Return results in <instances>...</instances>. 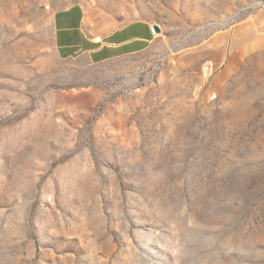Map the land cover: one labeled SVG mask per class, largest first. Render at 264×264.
Masks as SVG:
<instances>
[{
    "label": "rangeland",
    "instance_id": "374dc122",
    "mask_svg": "<svg viewBox=\"0 0 264 264\" xmlns=\"http://www.w3.org/2000/svg\"><path fill=\"white\" fill-rule=\"evenodd\" d=\"M72 5L156 41L61 60ZM0 264H264V0H0Z\"/></svg>",
    "mask_w": 264,
    "mask_h": 264
},
{
    "label": "crops",
    "instance_id": "0c3cea01",
    "mask_svg": "<svg viewBox=\"0 0 264 264\" xmlns=\"http://www.w3.org/2000/svg\"><path fill=\"white\" fill-rule=\"evenodd\" d=\"M54 49L61 60H84L101 64L145 53L156 41L152 25L134 21L105 33L87 27L84 10L72 5L53 18Z\"/></svg>",
    "mask_w": 264,
    "mask_h": 264
},
{
    "label": "built area",
    "instance_id": "2783aa9c",
    "mask_svg": "<svg viewBox=\"0 0 264 264\" xmlns=\"http://www.w3.org/2000/svg\"><path fill=\"white\" fill-rule=\"evenodd\" d=\"M157 28H158L157 26H156V27H153V26H152V31H153L154 34H156V32H159V31L157 30ZM158 29H159V28H158ZM156 35H157V34H156Z\"/></svg>",
    "mask_w": 264,
    "mask_h": 264
},
{
    "label": "water",
    "instance_id": "95a60500",
    "mask_svg": "<svg viewBox=\"0 0 264 264\" xmlns=\"http://www.w3.org/2000/svg\"><path fill=\"white\" fill-rule=\"evenodd\" d=\"M157 30L159 31V29L157 28Z\"/></svg>",
    "mask_w": 264,
    "mask_h": 264
}]
</instances>
